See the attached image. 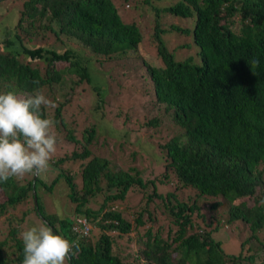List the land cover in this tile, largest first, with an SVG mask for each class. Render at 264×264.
Returning a JSON list of instances; mask_svg holds the SVG:
<instances>
[{
  "label": "trees",
  "instance_id": "1",
  "mask_svg": "<svg viewBox=\"0 0 264 264\" xmlns=\"http://www.w3.org/2000/svg\"><path fill=\"white\" fill-rule=\"evenodd\" d=\"M141 1L152 11L150 34L160 64H150L140 56V67L150 82L152 106L160 107L174 127L170 138L160 144L165 164L158 181L163 184L173 178L175 188L221 198L207 209L214 211L223 204L224 219L211 216L205 222L195 198L182 201L174 191L159 194L154 181H145L135 168L114 171L108 159L91 152L89 144L97 124L106 116V89L89 84L86 62L100 68L104 62L136 60L143 40L137 23L121 19L114 0L17 1L13 25L5 27L0 40V92L13 91L26 97L47 87L52 101L42 109L43 116L55 121L52 131L69 147L60 153V147L56 148L40 176L25 181V177H11L0 183V214L29 199L32 212L45 226L70 242L79 241L80 251L68 264H264V0ZM164 12L193 18L191 30L174 25L164 29L158 16ZM173 30L180 34L190 30L199 64L190 57L173 59L161 38ZM45 32L54 35L63 48L29 44ZM60 35L78 46L64 44ZM86 52L93 56H86ZM254 58L259 63L251 67ZM34 80L39 84H33ZM66 82L70 83L69 91L63 97L84 83L95 97L91 110L94 122L77 135L63 119L67 98L59 102L56 96L57 88ZM161 121L153 117L147 123L156 126ZM60 181L67 202L72 204L70 220L45 212L39 203L38 194L51 192ZM148 185L151 192L146 194V202L153 197L162 199V211L174 229L168 227L162 236L159 228L152 231L146 227L141 234L142 247L125 260L127 255L113 251L107 232L126 234L144 222L141 212L132 222L126 220L115 203L129 190ZM98 196L96 208L87 205ZM146 213L147 219H152ZM20 221L9 224L0 239V264H22ZM235 221L245 224L250 234L239 241L236 253H227L213 233ZM92 228L96 235L88 238Z\"/></svg>",
  "mask_w": 264,
  "mask_h": 264
},
{
  "label": "rangeland",
  "instance_id": "2",
  "mask_svg": "<svg viewBox=\"0 0 264 264\" xmlns=\"http://www.w3.org/2000/svg\"><path fill=\"white\" fill-rule=\"evenodd\" d=\"M17 1L21 0H0V40L4 37L5 27L13 25L15 14L17 11ZM118 6L119 14L124 22H135L139 29L143 32V40L141 44V52L139 58L121 59L115 62H104L98 68L96 63H87L90 81L89 84L100 85L105 87V109L106 116L103 118L107 121H99L96 127L95 135L89 144L93 154L109 160V166L114 171L126 170L129 166L135 168L145 180H153L156 186V192L165 194L166 192L174 191L177 199L182 201H191L196 199L200 206V212L204 214V221L208 222L211 216H216L218 219H224L225 206L219 204L216 210L210 211L208 205L221 198H212L209 196L196 195L195 190L190 188L174 187L173 178L168 183H159L161 172L164 169V150L160 147L173 134L171 123L167 121L164 113H161V108L152 106L151 101V86L147 80L145 73L140 67L141 57L147 59L150 64H160L159 58L155 55V45L152 40L150 31L153 27L151 22L152 11L150 7L141 0H114ZM167 5L164 1L163 6ZM15 7V8H14ZM161 26L167 29V25H174L179 28H189L193 23V18H181L169 13L158 14ZM158 20V18H156ZM236 28V25L234 26ZM180 34L176 31H171L162 34L161 38L165 47L172 53L174 60H181L190 57L192 61L199 64V59L196 54L197 47L193 43L190 35ZM60 39L64 44H68L73 48L78 45L68 40L65 36L60 35ZM63 43V42H62ZM29 44H38L44 47H53L56 50L63 48L61 42L54 38L49 32H45L44 36H38L31 39ZM81 50L80 48H78ZM86 56L92 57L89 52ZM136 62V63H135ZM64 64V63H60ZM38 67L42 68L38 62ZM106 86H105V84ZM69 82H66L62 87L57 88V98L59 102L67 98L65 105L62 108L63 119L67 121V125L71 126L77 135L80 129L85 128L88 124L93 123L91 110L94 107L95 97L90 94L88 84L77 86L68 94ZM40 91L47 96V87H43ZM59 94V95H58ZM62 94V95H61ZM153 117H158L162 121L156 126L149 125L147 122ZM76 123H72V120ZM173 126V125H172ZM64 139H57L56 148L60 147L59 153L63 150H68ZM23 181L32 178L33 175L25 174ZM19 177V178H23ZM151 192V186L144 189H131L127 192L125 198L115 203V209L120 211L121 215L128 221L132 222L135 215L142 213L144 225L138 226L136 229L130 230L126 234H119L114 231L107 233L112 237V248L120 256L127 255L124 259L130 260L138 248L142 247L143 234L146 227H150L152 231L160 229V234L165 236L166 230L170 227L174 229L170 221V217L162 211V199L153 197L150 201L145 200L146 194ZM3 198L0 193V200ZM39 203L47 213H55L59 218L70 220L73 217L72 204L67 202L65 196V186L63 182H58L51 192L39 193ZM101 196H98L95 201L88 202L91 208H96L100 202ZM173 201L172 199H170ZM144 207V208H143ZM151 214L152 219H147V213ZM21 219L20 233L29 229L32 226L44 227L40 219L31 210V203L28 199L16 208L10 209L8 212L0 214V239L4 237L7 229L12 225H17V220ZM199 222L198 219H195ZM96 230L92 228L90 237L96 235ZM250 231L240 221H235L232 224L220 226L217 232L213 233V237L219 240L221 247L227 253H236L240 240L247 238ZM253 242L249 241V245ZM66 264H68L66 260Z\"/></svg>",
  "mask_w": 264,
  "mask_h": 264
},
{
  "label": "clouds",
  "instance_id": "3",
  "mask_svg": "<svg viewBox=\"0 0 264 264\" xmlns=\"http://www.w3.org/2000/svg\"><path fill=\"white\" fill-rule=\"evenodd\" d=\"M258 63L254 58L251 67ZM50 104L39 90L26 97L0 92V183L25 174L40 176L47 170L58 139L52 131L55 121L43 116L42 109ZM20 238L22 264H66L80 251L79 241L70 242L47 226H32Z\"/></svg>",
  "mask_w": 264,
  "mask_h": 264
},
{
  "label": "water",
  "instance_id": "4",
  "mask_svg": "<svg viewBox=\"0 0 264 264\" xmlns=\"http://www.w3.org/2000/svg\"><path fill=\"white\" fill-rule=\"evenodd\" d=\"M34 178V175H33ZM32 195H34V191L32 190ZM33 203H35V197H33Z\"/></svg>",
  "mask_w": 264,
  "mask_h": 264
},
{
  "label": "built area",
  "instance_id": "5",
  "mask_svg": "<svg viewBox=\"0 0 264 264\" xmlns=\"http://www.w3.org/2000/svg\"><path fill=\"white\" fill-rule=\"evenodd\" d=\"M73 229H74V230H77V226H73Z\"/></svg>",
  "mask_w": 264,
  "mask_h": 264
}]
</instances>
